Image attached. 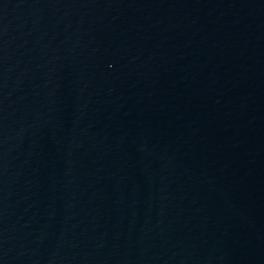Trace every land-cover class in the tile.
Wrapping results in <instances>:
<instances>
[{
    "label": "water",
    "instance_id": "1",
    "mask_svg": "<svg viewBox=\"0 0 264 264\" xmlns=\"http://www.w3.org/2000/svg\"><path fill=\"white\" fill-rule=\"evenodd\" d=\"M0 264H264V0H0Z\"/></svg>",
    "mask_w": 264,
    "mask_h": 264
}]
</instances>
